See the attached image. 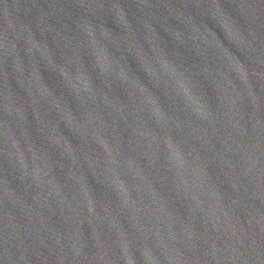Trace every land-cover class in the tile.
Instances as JSON below:
<instances>
[{"label":"water","instance_id":"95a60500","mask_svg":"<svg viewBox=\"0 0 264 264\" xmlns=\"http://www.w3.org/2000/svg\"><path fill=\"white\" fill-rule=\"evenodd\" d=\"M0 264H264V0H0Z\"/></svg>","mask_w":264,"mask_h":264}]
</instances>
